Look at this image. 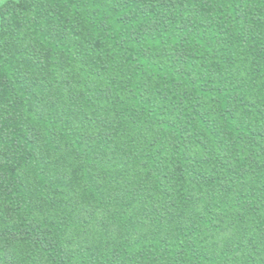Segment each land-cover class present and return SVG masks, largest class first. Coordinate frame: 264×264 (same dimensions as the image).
I'll return each mask as SVG.
<instances>
[{
	"label": "trees",
	"instance_id": "1",
	"mask_svg": "<svg viewBox=\"0 0 264 264\" xmlns=\"http://www.w3.org/2000/svg\"><path fill=\"white\" fill-rule=\"evenodd\" d=\"M0 264H264V0H6Z\"/></svg>",
	"mask_w": 264,
	"mask_h": 264
},
{
	"label": "rangeland",
	"instance_id": "2",
	"mask_svg": "<svg viewBox=\"0 0 264 264\" xmlns=\"http://www.w3.org/2000/svg\"><path fill=\"white\" fill-rule=\"evenodd\" d=\"M6 0H0V6L5 2Z\"/></svg>",
	"mask_w": 264,
	"mask_h": 264
}]
</instances>
